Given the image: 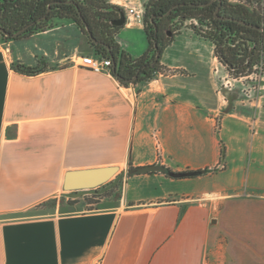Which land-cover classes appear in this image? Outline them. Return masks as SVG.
I'll return each instance as SVG.
<instances>
[{
  "label": "crops",
  "instance_id": "1",
  "mask_svg": "<svg viewBox=\"0 0 264 264\" xmlns=\"http://www.w3.org/2000/svg\"><path fill=\"white\" fill-rule=\"evenodd\" d=\"M148 1L108 0L125 17L113 41L133 59L148 42L127 10ZM168 37L159 72L128 85L78 65L95 50L71 20L0 43V264H218L220 236L227 264H264V95L232 102L214 45L186 22ZM155 165L207 171L127 174ZM108 166L121 176L115 204L18 217L72 198L66 171Z\"/></svg>",
  "mask_w": 264,
  "mask_h": 264
},
{
  "label": "trees",
  "instance_id": "2",
  "mask_svg": "<svg viewBox=\"0 0 264 264\" xmlns=\"http://www.w3.org/2000/svg\"><path fill=\"white\" fill-rule=\"evenodd\" d=\"M211 1L212 0H149L145 7L143 19V31L148 42V50L141 57L136 59L131 58L113 41L114 34L121 27L112 25L114 21L119 19V14L116 11L117 7L111 6L108 0H0V26L7 29L6 25L8 23L14 26H23L28 22H33L45 15L48 6L51 4V11L47 20L36 25L25 35L36 31H43L49 25L46 22L53 21L54 19L71 20L85 33L84 25L86 24L89 26L92 35L99 42L110 47L108 51L104 46L94 45L91 42L96 56L110 58V54L113 55L116 62V69H112L113 61L110 58L112 64L111 74L124 85L138 84L152 79L153 76L159 72L160 58L152 65V61L156 55L155 42L158 46L157 50L162 53L163 48L170 41V38H168L165 40L164 44H161L160 38L163 36L162 32L167 31L169 34H173L174 32L169 27V24L173 25L174 23L182 26L189 20H195L198 22L199 26L203 25L208 30L204 32L198 29L197 31L194 26H191L193 31L199 37L208 40L213 45H216L217 42L220 41H229L233 44L241 40V45L245 46V44L250 45L260 41L258 43L259 52L264 51V32L251 29L239 22L243 21L247 24L264 27V20L254 21L250 18L248 11L242 5L228 4L223 0V2L227 3L228 8L223 10L224 15L222 16L228 17V20L217 21L214 12L217 2L206 7L200 6ZM67 2H72L73 4ZM176 5L178 7L172 10L170 16L162 20L160 19L161 16L165 15ZM78 10L80 11V15ZM0 37H2L1 39L3 40L10 39L4 37L1 33ZM239 48L241 50L243 49L241 46ZM220 63L223 64L224 61H220ZM14 70L27 75H34L40 71L24 68L22 66H15ZM136 76L138 78L131 81V79ZM221 153H223V150ZM131 169L133 168L130 166L129 170ZM206 171L186 170L178 172L164 168L161 172L171 179H191L202 175V173ZM120 185L119 182L102 194H98L99 191H97V189L91 196H82L76 199H65V197L62 196L59 199H49L36 208L50 207L54 210L57 206L59 209H62L64 206L72 207L79 203L93 205L109 198L115 192H117L116 199L118 201L120 199Z\"/></svg>",
  "mask_w": 264,
  "mask_h": 264
},
{
  "label": "rangeland",
  "instance_id": "3",
  "mask_svg": "<svg viewBox=\"0 0 264 264\" xmlns=\"http://www.w3.org/2000/svg\"><path fill=\"white\" fill-rule=\"evenodd\" d=\"M228 1L234 2V4H237V5H242L247 11L252 12L255 15L264 17V0H228ZM175 26L176 27L174 29H177V28L179 29L180 27H182L178 24ZM192 26H194L197 31L198 29H201L204 32L208 30L203 25L199 26L198 22L196 25L193 24ZM3 41L5 40L0 38V43ZM214 56L216 57V55L213 54V57ZM217 61L219 62L218 67L220 68V71L222 72V73H218V75L220 76V78L223 77L225 78V81L229 82L227 83V85H225V87L223 86L224 89L222 90H225L226 92L230 93V95H232V102L238 99H241L242 106L253 107L254 102H256L257 100H259L260 102L262 101L263 95H264V73L263 72L262 74L260 72H257V76H256L257 80L259 81V75L261 74V76L263 77V81L258 82V81H255L254 78L251 81L249 79H243V78L239 81L236 78V76H239L240 74H235V73L230 72L229 70H227V68H225V66L222 63H220L218 58H217ZM259 105H262V102ZM255 122H256L255 119H252V121H250L249 123L250 124L249 127L252 128V132L255 127ZM117 176H119V174H116L114 178H112L109 182L97 188L98 190L95 189L99 191L98 194H102L106 190L114 187L111 184ZM118 182L119 180L115 183V185H117ZM95 190H88L85 192L84 195H79V196H74L73 195L74 192H65V194L66 195L69 194L71 195L72 198L76 199L82 196H91L94 194ZM116 194L117 192L112 194V196H110L109 198L102 200L99 203L93 204V205H88V204L85 205L83 203H79L72 207L64 206L62 209H59L58 207V209H54V210L53 208H50V207L34 208V209H31L30 211L19 214L18 217H42V216H47L51 213L66 214V213L96 212V211L103 210V208H105L106 206L115 204L117 202ZM219 240H220L219 245L222 246V249L219 248L220 257L218 258L219 259L218 264L220 263L227 264L228 258L226 257V254L223 253L224 252L223 247L225 245L226 238H223L222 236H220Z\"/></svg>",
  "mask_w": 264,
  "mask_h": 264
},
{
  "label": "flooded vegetation",
  "instance_id": "4",
  "mask_svg": "<svg viewBox=\"0 0 264 264\" xmlns=\"http://www.w3.org/2000/svg\"><path fill=\"white\" fill-rule=\"evenodd\" d=\"M225 1L228 4H231L227 0H225ZM214 2H217V6H216L215 11H214L216 14V20L217 21H222V20L227 21L228 17L222 16V15H224L223 10H226L228 8L227 3L223 2V0H221V2H218V1H214ZM214 2H209L210 3L209 5H206V4H203V5L210 6ZM206 6H201V7H206ZM177 7L178 6L176 5L173 8H171L165 15L161 16L160 19L162 20V19L170 16L172 10L177 8ZM50 11H51V4L48 6V9H47V12L45 13V15L38 18L37 20H35L33 22H28L27 24H25L23 26H19V25L14 26V25H10L8 23L6 25L7 29L0 26V33L6 38L15 39V38H13V35L16 34L17 32H19L20 30L25 29L16 38L22 37L23 35L27 34V32L29 30H31L32 28H34L36 25L47 20ZM218 14H220V15H218ZM251 19L254 21H258V20H255L253 18H251ZM51 22L52 21H47L46 23L50 24ZM239 22L241 23L243 21H239ZM175 25L176 24H174V23H173V25L169 24V27L174 31L175 30L174 28L176 27ZM255 26H257V25H255ZM257 27L264 28L263 26H257ZM251 29H254V28H251ZM255 30L264 32V31L258 30V29H255ZM7 34L9 36H7ZM162 34H163V36H162V38H160V42H161V44H164L165 40H167L169 38L168 35H171V34H169L167 31H165V32L163 31ZM0 38H2V37H0ZM241 42H242L241 40H238L232 44V42H229V41H227V42L226 41H220V42H217L216 45H214L215 55L218 58V60L220 59V61H224L223 64L227 68V70H229L230 72L235 73V74L248 73L251 70V67L253 66L254 62L256 61L257 55L259 53L258 43L260 41H257L256 43L250 44V45L245 44V46L241 45ZM240 46L243 47L242 50L239 48ZM263 46H264V44H263ZM155 49H156V55H155L154 60L152 61V65H154L159 60V58L161 56V53L157 50L158 46ZM158 52L160 53V55H159L158 59H156ZM134 78L137 79L138 77L136 76ZM133 79H131V81Z\"/></svg>",
  "mask_w": 264,
  "mask_h": 264
},
{
  "label": "water",
  "instance_id": "5",
  "mask_svg": "<svg viewBox=\"0 0 264 264\" xmlns=\"http://www.w3.org/2000/svg\"><path fill=\"white\" fill-rule=\"evenodd\" d=\"M218 1L221 2V0H212L211 2ZM70 4H73L72 2H68ZM210 3L206 4L209 5ZM201 5V6H206ZM116 11L119 14V19L114 21L112 25L116 27H122L125 23V17L124 13L121 9L117 8ZM78 13L80 15V11L78 10ZM82 19V18H81ZM84 22V20L82 19ZM242 24L246 25L247 27L258 29L264 31V28L253 26L251 24H246L245 22H241ZM85 31L87 35L89 36L90 41L94 45H102L104 46L108 51L110 50V47L102 42H99L93 35L92 32L89 29L88 25H84ZM23 30H20L16 34L13 35V38H16L19 34H21ZM157 31V29H156ZM7 36H9L7 34ZM155 48H157V44L155 42ZM160 53H157V58L159 57ZM110 58L113 61L112 69H116V62L114 60L113 55L110 54ZM136 80L134 78L132 81ZM163 167L160 166H147V167H140V168H133L131 170L127 171V174L133 175V174H141V173H148V172H158L163 171ZM119 172V167L117 166H108V167H97V168H88V169H78V170H69L65 172L64 179H63V185L62 189L64 192H74V196L84 195L86 191L88 190H95L102 185L109 182L116 174ZM123 175V174H121ZM120 175L115 178V180L112 182V186H115V183L120 179ZM105 191V190H104ZM103 191V192H104Z\"/></svg>",
  "mask_w": 264,
  "mask_h": 264
},
{
  "label": "built area",
  "instance_id": "6",
  "mask_svg": "<svg viewBox=\"0 0 264 264\" xmlns=\"http://www.w3.org/2000/svg\"><path fill=\"white\" fill-rule=\"evenodd\" d=\"M228 2L231 4H234V2H231V1H228ZM127 14L130 18H132V20L136 24L143 25L144 14L142 13V11L135 9V8H129L127 10ZM186 23H188L190 26H192L193 24L196 25L197 21L189 20ZM74 63H76V62H74ZM78 65L80 67H83L85 69H89V70L96 72V73H104L107 75L111 74L112 64H111L110 58H102V57H99L96 55H94V56H82V57H78ZM257 72H260L261 74H262V72L264 73V51H260L258 53L256 61L254 62L253 66L251 67V70L248 73H242L239 76H236V78L239 81L242 78L243 79H249L250 81L254 78L255 81H258L256 78ZM217 74H218L217 70L215 69L214 75L216 76ZM261 74L259 75V81H263V77L261 76ZM219 81H220V88L221 89H224L225 85H227V83H229V82L225 81V78H223V77L219 78ZM221 86L222 87L224 86V87L222 88Z\"/></svg>",
  "mask_w": 264,
  "mask_h": 264
}]
</instances>
